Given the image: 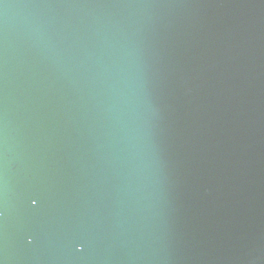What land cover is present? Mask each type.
Masks as SVG:
<instances>
[{"label":"water","instance_id":"95a60500","mask_svg":"<svg viewBox=\"0 0 264 264\" xmlns=\"http://www.w3.org/2000/svg\"><path fill=\"white\" fill-rule=\"evenodd\" d=\"M0 264H264V0H0Z\"/></svg>","mask_w":264,"mask_h":264},{"label":"snow or ice","instance_id":"6c2138e0","mask_svg":"<svg viewBox=\"0 0 264 264\" xmlns=\"http://www.w3.org/2000/svg\"><path fill=\"white\" fill-rule=\"evenodd\" d=\"M32 204H33V205H38V204H39V201H38V200H35V199H33V200H32Z\"/></svg>","mask_w":264,"mask_h":264}]
</instances>
